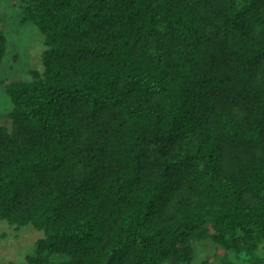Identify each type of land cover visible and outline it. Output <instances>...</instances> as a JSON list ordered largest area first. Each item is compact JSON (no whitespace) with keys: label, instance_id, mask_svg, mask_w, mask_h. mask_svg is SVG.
<instances>
[{"label":"trees","instance_id":"obj_1","mask_svg":"<svg viewBox=\"0 0 264 264\" xmlns=\"http://www.w3.org/2000/svg\"><path fill=\"white\" fill-rule=\"evenodd\" d=\"M13 1L43 45L0 126L25 264H264V0Z\"/></svg>","mask_w":264,"mask_h":264},{"label":"rangeland","instance_id":"obj_2","mask_svg":"<svg viewBox=\"0 0 264 264\" xmlns=\"http://www.w3.org/2000/svg\"><path fill=\"white\" fill-rule=\"evenodd\" d=\"M20 18L16 2L0 0V31L6 38L5 53L0 61V126L4 127H10L13 109L6 84L29 81V73L42 68V36L32 24H21ZM41 238L42 231L30 225L15 227L0 221V264H25L27 257L35 255ZM208 253L207 245L197 246L195 262ZM57 259L51 257V260Z\"/></svg>","mask_w":264,"mask_h":264}]
</instances>
